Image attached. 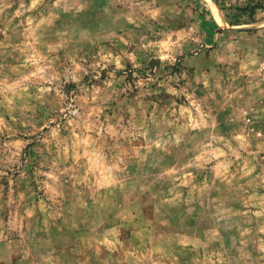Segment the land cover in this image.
Segmentation results:
<instances>
[{"label":"rangeland","instance_id":"rangeland-1","mask_svg":"<svg viewBox=\"0 0 264 264\" xmlns=\"http://www.w3.org/2000/svg\"><path fill=\"white\" fill-rule=\"evenodd\" d=\"M232 12L0 0V264H264V10Z\"/></svg>","mask_w":264,"mask_h":264},{"label":"trees","instance_id":"trees-1","mask_svg":"<svg viewBox=\"0 0 264 264\" xmlns=\"http://www.w3.org/2000/svg\"><path fill=\"white\" fill-rule=\"evenodd\" d=\"M237 0L233 3V0H215V2L220 6L221 9H231L234 10L231 14H227L231 20L229 23L240 24L242 19H247L250 23L256 21V15L259 10H264V0Z\"/></svg>","mask_w":264,"mask_h":264}]
</instances>
